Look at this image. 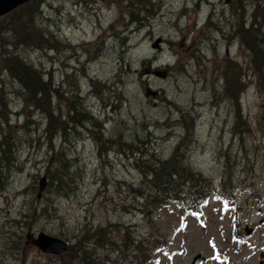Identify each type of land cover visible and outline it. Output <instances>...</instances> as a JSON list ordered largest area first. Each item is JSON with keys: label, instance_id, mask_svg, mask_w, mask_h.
Listing matches in <instances>:
<instances>
[{"label": "rangeland", "instance_id": "374dc122", "mask_svg": "<svg viewBox=\"0 0 264 264\" xmlns=\"http://www.w3.org/2000/svg\"><path fill=\"white\" fill-rule=\"evenodd\" d=\"M234 1L154 0L144 28L126 0H44L33 18L23 17L30 3L0 17L2 30L19 20L0 35V56L19 53L48 94L32 108L0 70V128L15 139L1 165L0 264H82L64 254L86 234L103 243L94 264H193L198 255L202 264H264V87L233 32ZM241 1L249 28L264 0ZM233 73L244 78L238 102L224 90ZM186 123L187 165L212 193L206 204L191 197L150 210L139 192L148 170L136 160H167ZM107 138L138 148H110ZM40 233L65 240L67 252L44 254L28 240ZM137 240L146 261L130 252Z\"/></svg>", "mask_w": 264, "mask_h": 264}, {"label": "trees", "instance_id": "16d2710c", "mask_svg": "<svg viewBox=\"0 0 264 264\" xmlns=\"http://www.w3.org/2000/svg\"><path fill=\"white\" fill-rule=\"evenodd\" d=\"M126 1V10L130 15V21L133 24H140L141 28L148 26V24H146L145 22L149 20L148 16L152 18L154 15L149 14V6L151 8L155 7L154 0ZM43 2L44 0L29 1V8H35L34 10H28L23 17H26L27 19L33 18L32 15L38 12L37 10H39ZM261 7L262 11H260ZM245 8L246 7L241 0H237L232 3L231 12L236 18V25H239H237V29H234L233 27V32L238 35L241 44L248 49L251 66L260 79V87L262 88V86L264 87V83L262 84V80H264V5H260L257 3V6L255 7L253 12L252 23L249 28L245 27V23L243 20ZM26 10L27 9L25 8L23 12H25ZM15 18L16 17H13L12 21H14ZM18 23L19 20H16L14 23L12 22L9 26H7L9 27L8 29H0V35L8 32L13 33L11 30H14L16 24ZM28 36H31L32 39L34 38L32 33H30V35ZM27 38L28 37H25L24 39ZM126 39L127 38L123 37V40ZM0 70H2L3 72H7L13 81H17L20 83V85L23 87V91L21 93L24 94V99L26 100L27 104L32 105V108L40 109V106L36 103V100H43L44 98H46L47 94L44 88V86L47 84L42 81L44 79L41 73L37 72L31 65L26 64L25 60L19 56V53L10 55L7 52H3V54L0 56ZM36 77L38 78V80L36 79ZM243 80H241L239 78V75H236L235 73H233L232 75L226 74L225 77L224 90L237 102L240 101L241 94L244 91ZM46 82L51 85L49 81ZM37 85L38 87H40V89H36ZM34 89H36V91L32 92ZM238 125H240V123H238ZM185 126L187 132L186 137L181 140L180 144L177 145L175 152L167 160H162V158L159 157L155 152H152L150 155H142L136 160V164L139 167H145L148 170L143 173L142 177V185L144 191H142V189H139V192H141V199L145 202V205L150 210L156 207L161 208L169 202L186 203L190 200L191 197H196L198 202L203 203L207 201V198L212 193L210 189V179L204 177L200 173L194 172L187 165L189 143L191 142L190 139L192 137L194 128H192L193 124L186 123ZM8 131L9 130H6L5 128H0V177L4 176V171L7 170L5 168H2L1 165H3L2 162L4 160H7L8 163V154H12V147L10 146L15 140L11 139L12 133ZM235 132L240 133V129L237 125L235 127ZM105 143L108 147L114 144H123L126 148H128L129 151L138 148L137 146H135V144H125L121 142L119 143L118 141L110 138L105 139ZM4 146L6 147V150H3ZM54 172L56 171L52 170V165H50L47 168V174L50 173L53 179ZM66 175L67 177H69L68 174ZM227 178L230 182L231 177L228 176ZM223 190L225 192H228L229 189L224 187ZM149 209L148 212L150 211ZM145 212V210L142 211L143 214ZM103 232L104 229L100 228L99 231L94 234L101 235L103 234ZM87 238V234L84 237L81 236L75 244L69 247L68 252L64 255L70 259L73 258L79 260L82 264H94L97 260H100L99 262H101L99 249L103 247L102 241L99 239L93 242L84 241ZM133 244L134 246L132 249H130V252L133 254L134 258H141L142 260L146 261L148 256L140 255V253L143 252V241L137 240L134 241ZM99 262H97L96 264H99ZM65 264H72V262L71 260H69Z\"/></svg>", "mask_w": 264, "mask_h": 264}, {"label": "water", "instance_id": "95a60500", "mask_svg": "<svg viewBox=\"0 0 264 264\" xmlns=\"http://www.w3.org/2000/svg\"><path fill=\"white\" fill-rule=\"evenodd\" d=\"M31 0H0V17L12 12L18 7L28 3ZM161 39H157L153 48L160 51ZM155 75L160 76V72H156ZM158 95V92L152 91L151 89L147 90L146 96L148 98H155ZM39 193L38 198H42L44 191L48 186L47 177L44 176L39 182ZM28 240H31V243L36 246L40 251L47 255L60 256L67 252L68 244L65 240L57 237L50 236L45 233H40L37 236H28ZM204 258L201 255H198L194 260L193 264H202Z\"/></svg>", "mask_w": 264, "mask_h": 264}, {"label": "snow or ice", "instance_id": "6c2138e0", "mask_svg": "<svg viewBox=\"0 0 264 264\" xmlns=\"http://www.w3.org/2000/svg\"><path fill=\"white\" fill-rule=\"evenodd\" d=\"M216 199H217V200H219V199H220V197H219V196H217V197H216ZM206 203H207V201H205V204H206ZM225 208H227V204H226V203H225ZM156 264H159V261H157V262H156Z\"/></svg>", "mask_w": 264, "mask_h": 264}, {"label": "bare ground", "instance_id": "6f19581e", "mask_svg": "<svg viewBox=\"0 0 264 264\" xmlns=\"http://www.w3.org/2000/svg\"><path fill=\"white\" fill-rule=\"evenodd\" d=\"M253 74V73H252ZM237 133V132H236ZM237 134H239V133H237Z\"/></svg>", "mask_w": 264, "mask_h": 264}]
</instances>
